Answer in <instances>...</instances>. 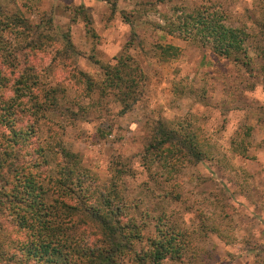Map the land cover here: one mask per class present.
<instances>
[{
	"label": "rangeland",
	"instance_id": "obj_1",
	"mask_svg": "<svg viewBox=\"0 0 264 264\" xmlns=\"http://www.w3.org/2000/svg\"><path fill=\"white\" fill-rule=\"evenodd\" d=\"M203 3L224 11L233 26L252 35L258 30L264 0H115L114 10L100 0H0L4 12L28 19L31 41L40 45L18 55L30 58L47 86L65 90L62 112L52 115L40 137L47 126L63 125L64 145L99 179H108L119 161L129 173L123 179L127 201L141 198L149 210L145 233L153 232L152 216L165 213L187 234L182 257L161 264H264V63L253 48L249 64L242 65L162 28L165 17ZM67 37L73 49L66 52ZM19 38L3 31L0 44L13 46ZM128 41L146 78L139 100L121 113L112 94H83L85 85L68 69L100 80L101 63H113ZM25 43L30 41L18 45ZM166 44L177 46L179 55L163 59L157 45ZM156 121L196 129L208 156L185 167L175 186L149 181L151 192L140 155ZM217 227L228 242L212 230ZM10 231L0 229V241Z\"/></svg>",
	"mask_w": 264,
	"mask_h": 264
},
{
	"label": "trees",
	"instance_id": "obj_2",
	"mask_svg": "<svg viewBox=\"0 0 264 264\" xmlns=\"http://www.w3.org/2000/svg\"><path fill=\"white\" fill-rule=\"evenodd\" d=\"M100 1L114 10L115 0ZM262 9L253 35L228 23V16L212 3L165 17L162 28L197 39L216 55L242 65L249 64L248 50L253 48L264 63ZM3 31L20 38L13 46L0 44V229L11 228L9 238L0 241V259L12 264H161L166 258H181L190 243L187 234L165 213L152 216L153 232L145 233L149 210L141 198L127 201L123 179L129 173L119 161L110 166L108 179H99L64 145L63 125L47 126L46 136L40 137L43 127L54 122L52 115L62 112L59 96L65 97V90L47 86L30 58L18 55L25 47L40 45L31 41L28 19L18 12L7 14L0 5V35ZM65 42V51L72 50L68 37ZM131 43L126 42L113 63H101L100 80L77 68L68 69L69 77L85 85L87 97L93 91L100 97L112 94L120 112L129 111L146 78L128 52ZM157 48L166 60L179 55L175 45ZM66 111L75 114L69 107ZM201 141L188 125L152 123L140 155L146 189L154 191L149 181L157 187L163 182L175 186L185 167L208 156ZM212 230L227 241L219 227Z\"/></svg>",
	"mask_w": 264,
	"mask_h": 264
}]
</instances>
